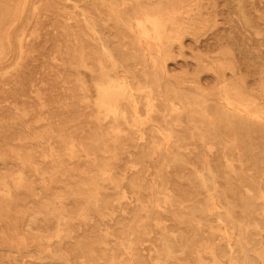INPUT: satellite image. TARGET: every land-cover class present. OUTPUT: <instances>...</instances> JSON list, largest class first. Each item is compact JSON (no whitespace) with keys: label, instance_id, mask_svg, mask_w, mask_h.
<instances>
[{"label":"rangeland","instance_id":"obj_1","mask_svg":"<svg viewBox=\"0 0 264 264\" xmlns=\"http://www.w3.org/2000/svg\"><path fill=\"white\" fill-rule=\"evenodd\" d=\"M119 14L127 15L129 19L122 15L121 18ZM112 47L117 54L109 57L110 50L111 55L115 53ZM127 49H131L130 52ZM102 51L103 54L107 51L104 54L106 60ZM136 51L141 53H137L139 57ZM132 54L133 57L136 55L138 60H133L137 64L133 62ZM118 56L122 61L116 58ZM126 56L127 59L130 56L128 61L124 60ZM108 60L111 65L106 62ZM128 65L134 69H129ZM129 70H134L136 77L132 75L134 71L131 74ZM140 74L144 78H138ZM136 95L138 99L143 96L140 102ZM129 99L133 103H128ZM120 107L123 111L127 108L125 115L120 114L123 112ZM232 116L236 120L240 117L237 122L244 120L243 126L247 130L243 123L236 125ZM224 118L230 122H224ZM110 121L115 126L113 129ZM222 123L226 126L231 123L226 127L228 130ZM246 123L252 124L251 129ZM233 126L241 127L242 131L236 128L235 133ZM99 128L110 137L104 135L100 139L104 133L100 134ZM128 132L134 133L133 136L127 135ZM97 134L99 138L95 139ZM78 137L85 140L89 137L92 142L81 139L83 147ZM101 140L104 143L100 144ZM105 141L107 146L108 143L114 146L105 145L107 148L104 149ZM98 142L101 148L97 147ZM234 144L237 145L233 147ZM85 146L97 147V151L95 148L89 150V156ZM143 146L147 150L143 151ZM169 147L175 152L168 150ZM97 152L103 153L104 157ZM141 155L144 159L142 167L138 160ZM250 159L254 161V167ZM255 159L257 163L264 161V0H0V264H264V162L257 172L259 164ZM87 163L89 167H86ZM146 163L149 165L143 166ZM165 164L166 173H163ZM79 166L87 178L80 171L74 173ZM138 169L144 172L143 175ZM212 170L215 173L209 174ZM240 170L244 171L241 172L244 178L239 176ZM81 174L82 179L78 176ZM120 174L125 176L124 179ZM208 174L213 175V178L209 176L213 182L205 181V177L211 180ZM93 175L101 177L94 181ZM131 176L133 179L130 180ZM88 179L91 184L96 183V190ZM167 179L169 182L165 183ZM229 181L234 185L230 186ZM126 182L133 185L128 188ZM206 182L210 184L209 189ZM173 183L176 185H171ZM74 184L77 188H80L79 184L81 188L85 187L84 193H91L89 196L85 193L88 198ZM101 185H106L105 193ZM146 185L150 186L149 190ZM70 187H74V191ZM133 187L139 188L134 191ZM193 187L199 188L200 193ZM88 188L94 192L85 190ZM107 190L113 194L109 193L111 197ZM158 190L163 192L159 194ZM79 191L84 195L81 203ZM62 193H67V198H61ZM134 194L139 197L136 201ZM140 194H146L143 197L153 205H148ZM99 197L103 198H100L102 202ZM104 198L110 201L109 205L106 202L104 206L107 201ZM169 198L171 203L180 199L177 204L173 203L176 207L169 203ZM247 200L250 203L244 204L249 202ZM121 201L126 203L125 206ZM86 202H92L88 204L89 211ZM110 203H114L117 210ZM193 204H197L196 210ZM135 205L139 206L142 215L135 210ZM103 209L107 213L104 214ZM128 210L136 212L131 216ZM124 213L125 222L122 219ZM137 214L139 218L134 216ZM118 215L123 221L115 217ZM192 216L191 220L189 217ZM123 224L127 226L124 228ZM133 224L140 225L141 229L145 227L147 231H140V227ZM129 231L133 234L128 235ZM181 234L187 237H184L186 248ZM131 236L136 237L130 240ZM167 238H172L173 243ZM179 239L183 242L178 243ZM160 241L164 245H159ZM170 244L175 245H172L175 249ZM180 244H184V249ZM178 245L181 250H177ZM160 246L167 249L162 247L163 251H158ZM165 251L171 256L165 257Z\"/></svg>","mask_w":264,"mask_h":264},{"label":"bare ground","instance_id":"obj_2","mask_svg":"<svg viewBox=\"0 0 264 264\" xmlns=\"http://www.w3.org/2000/svg\"><path fill=\"white\" fill-rule=\"evenodd\" d=\"M147 10H148V9H147ZM148 11H149V10H148ZM150 11H152V10H150ZM155 11H157V10H155ZM158 11L160 12V10H158ZM146 12H147V11H146ZM149 13H151V12H149ZM153 13H154V11H153ZM153 13H151V14H153ZM119 15H120V17H121L122 14H119ZM122 16H123V15H122ZM142 16H143V15H142ZM120 17H119V18H120ZM123 17H124V18H128L127 15H125V16H123ZM123 17H121V18H123ZM138 18H139V17H138ZM142 18H143V17H142ZM128 19H129V18H128ZM122 20H123V19H122ZM122 20H121V21H122ZM127 21H128V20H127ZM129 21H130V20H129ZM139 21H140V20H139ZM125 22H126V21H125ZM142 22H144V19H143ZM142 22H141V23H142ZM145 23H146V21H145ZM147 23H148V22H147ZM147 25H148V24H147ZM147 25H146V26H147ZM149 25H150V24H149ZM149 25H148V27H149ZM128 26H129V23H128ZM128 26H127V27H128ZM142 27H143V24H142ZM130 28H131V27H130ZM151 28H153V27H151ZM129 31H130V29H129ZM133 32H134V31H133ZM147 34H148V33H147ZM147 34H146V36H147ZM152 35H153V34H152ZM134 37H135V36H134ZM100 38H101V37H100ZM165 38H166V37H165ZM169 38H171V37H169ZM133 39H134V38H133ZM136 39H137V38H136ZM167 39H168V38H167ZM138 40H139V39H138ZM133 41H135V40H133ZM133 43H134V42H133ZM135 43H137V41H135ZM139 43H140V42H139ZM101 44H102V43H101ZM152 44H153V43H152ZM104 45H105V46H108V45H106V44H104ZM102 46H103V44H102ZM114 47H115V46H114ZM114 47H112V49H114ZM116 47H117V46H116ZM105 48H106V47H105ZM105 48L103 47L104 50H105ZM117 48H119V49H121V50H122V49L124 50V48H120V47H117ZM103 49H102V50H103ZM108 49H109V48H108ZM110 49H111V48H110ZM110 49H109V50H110ZM119 49H118V50L116 49V50L119 51ZM166 49H167V48H166ZM123 50H122V51H123ZM127 50L129 51V50H131V49H127ZM114 51H115V49H114ZM114 51H113V52H114ZM122 51H121V52H122ZM124 51H126V49H125ZM164 51H165V50H164ZM167 51H168V50H167ZM119 52H120V51H119ZM129 52H130V51H129ZM129 52H127V54H126L127 56H128V53H129ZM139 52H140V50H139ZM165 52H166V51H165ZM106 53H107V51H106L104 54H106ZM109 53H110V55L108 54L109 57H110V56L113 57L115 54H117L116 51H115V53H114L113 55H111V50H110ZM122 53H125V52H122ZM137 53H138V51H136V54H137ZM167 53H168V52H167ZM167 53H166V55H167ZM102 54H103V51H102ZM104 54H103V55H104ZM119 54H120V53H119ZM130 54H131V53H130ZM130 54H129V55H130ZM134 54H135V53H134ZM134 54H132L131 58L134 56ZM138 54L141 55V53H138ZM138 54H137V57H139ZM144 54H145V53H144ZM116 56H117V55H116ZM120 56L125 57V55H122V54H121ZM127 56H126V58H125L124 60L127 59ZM106 57H107V56L104 55L105 60H106ZM129 57H130V56H129ZM129 57H128V59H127L126 61H128V60L130 59ZM135 57H136V55H135ZM135 57H133L132 60H133ZM116 58L119 60V56L116 57ZM140 58H141V57H140ZM107 59H110V58H107ZM114 59H115V57H114ZM135 59H136V58H135ZM120 60H121V59H120ZM120 60H119V61H120ZM124 60H123V62H124ZM136 60H138V59H136ZM121 61H122V60H121ZM134 61H135V60H133V62H134ZM106 62H109V65H111V64H110L111 62H110L109 60L106 61ZM123 62H122V64H126V63H123ZM135 62H136L135 64L138 63L137 61H135ZM140 62H142V61L140 60ZM143 62H144V61H143ZM83 63H84V62H83ZM97 63H99V62H97ZM128 63H130V62H128ZM107 64H108V63H107ZM130 64H132V63H130ZM84 65H85V64H84ZM86 65H87V64H86ZM98 65H99V64H98ZM98 65H96V66L98 67ZM100 65H101V64H100ZM100 65H99V66H100ZM109 65H108V66H109ZM124 66H125V65H124ZM126 66H127V65H126ZM131 66H132V65H131ZM131 66L128 65L129 69H130ZM133 66H135V65H133ZM97 67H95V69H97ZM98 68H99V67H98ZM126 68H127V67H126ZM131 68H132V67H131ZM132 69H134V67H133ZM144 69H145V68H144ZM97 70H98V69H97ZM133 71H134V70H132V72H133ZM142 71L145 73L144 70H142ZM129 72H131V71L129 70ZM132 72H131V74H132ZM148 72L150 73V71H148ZM112 73H113V72H112ZM134 73H135V71H134ZM141 73H142V72H141ZM146 73H147V72H146ZM138 74H139V73H138ZM138 74H137V75H138ZM142 74H143V73H142ZM151 74H152V71H151ZM111 75H112V74H111ZM113 75H114V74H113ZM125 75H126V74H125ZM132 75L135 76L136 73H135V74H132ZM143 75H144V74H143ZM143 75L141 76V74H140L139 77H138V76H137V77L140 78V76L143 77ZM149 75H150V74H149ZM153 75H154V74H152V76H153ZM114 76H115V75H114ZM126 77H127V76H126ZM135 77H136V76H135ZM145 77H146V76H145ZM143 78H144V77H143ZM126 79H127V78H126ZM146 79H147V78H146ZM152 79H154V78H152ZM128 81H129V80H127V82H128ZM153 81H154V80H153ZM157 81H158V79H157ZM121 82H122V81H121ZM124 82H125V81H124ZM124 82H123V84H124V86H126V84H125ZM155 82H156V80H155ZM132 87H133V86H132ZM125 88H126V87H125ZM130 88H131V86H130ZM127 89H128V87H127ZM127 89H126V90H127ZM132 89H133V88H132ZM143 89H144V87H143ZM128 90H130V89H128ZM138 90H139V89H138ZM141 91H143V90L141 89ZM128 92H129V91H128ZM135 92H136V91H135ZM137 92H138V91H137ZM143 92H144V91H143ZM143 92H142V93H143ZM125 93H126V92H125ZM138 93H139V92H138ZM138 93H134V94H138ZM127 94H128V93H127ZM146 94H148V93H146ZM129 95H130V94H129ZM140 95H141V94H140ZM144 95H145V94H144ZM151 95H152V94H151ZM127 96H128V95H127ZM134 96H135V95H134ZM148 96H149V95H148ZM142 97H143V96H142ZM142 97H140V98H142ZM152 97H153V95H152ZM127 98H128V97H127ZM135 98H137V95H136ZM140 98H139V99H140ZM149 98H150V97H149ZM137 99H138V98H137ZM139 99H138V100H139ZM129 100H130V99H129ZM138 100H137V101H138ZM146 100H147V98H146ZM148 101H149V100H148ZM138 102H140V100H139ZM138 102H137V104H138ZM128 103H133V102L130 100V102H128ZM146 103H147V101H146L144 104L146 105ZM148 103H149V102H148ZM124 104H125V103H124ZM122 105H123V104H122ZM122 105H121V106H122ZM127 105H128V104H125L126 107H127ZM132 106L134 107V104H133ZM139 107H140V106L138 105V109H139ZM145 107H146V106H145ZM148 107H150V106H148ZM215 107H216V106H215ZM122 108H123V107H122ZM122 108H121V107L119 108V109H120V112L123 111ZM220 108L223 109V107H220ZM123 109H124V108H123ZM126 109H127V108H126ZM126 109H125L122 113H120V114L125 115V114H123V113H125ZM131 109H132V108H131ZM215 110H217V108H216ZM220 110H221V109H220ZM220 110L218 109V111H220ZM223 110H224V109H223ZM114 111H115V110H114ZM132 111H133V110H132ZM138 111H139V110H138ZM218 111H217V112H218ZM139 112H140V111H139ZM154 112H155V111H154ZM215 112H216V111H215ZM225 112H226V109H225ZM126 113H127V111H126ZM136 113H138V112H136ZM218 113H221V112H218ZM110 114H111V113H110ZM228 114H229V113H228ZM231 114H232V113H231ZM234 114H235V113H234ZM112 115H114V114H112ZM116 115L121 117V115H118V114H116ZM130 115H131V113H130ZM222 115H223V114H222ZM109 116H110V118H111V115H109ZM126 116H127V115H126ZM223 116H224V115H223ZM225 116H226V115H225ZM218 117H220V116H218ZM226 117H228V115H227ZM229 117H230V116H229ZM232 117H234V116H232ZM115 118H116V116L114 117V119H115ZM124 118H125V117H123V119H124ZM127 118H128V116L126 117V119H127ZM221 118H222V116H221ZM221 118H220V119H221ZM236 118H237V116H236ZM112 119H113V118H112ZM118 119H119V117H118ZM120 119H121V118H120ZM224 119H225L224 122L230 120V119H227V118H224ZM226 119H227V120H226ZM237 119H238V120H236L235 117L233 118V120H236V121H235L236 125H237V123H243V122H244V120H243L242 122H237V121H240V120H239L240 117H238ZM100 120H101V117H100ZM100 120H99V122H100ZM221 120H222V119H221ZM233 120H232L231 122H233ZM246 120H247V119H246ZM116 121H118V120H116ZM126 121H127V120H126ZM127 122H128V121H127ZM222 122H223V121H222ZM224 122H223V123H224ZM229 122H230V121H229ZM245 122H246V121H245ZM101 123H102V122H101ZM108 123H109V122H108ZM110 123H111V121H110ZM113 123H114V122H113ZM223 123H222V124H223ZM226 123H228V122H226ZM96 124L99 125V123H95V125H96ZM230 124H231V123H230ZM230 124H229V125H230ZM246 124H248V123H246ZM98 125H97V128H98ZM110 125H112V129H113V127H115V126H113L114 124H112V123H111ZM118 125H119V124H118ZM125 125H126V124H125ZM125 125H124V126H125ZM127 125H128V123H127ZM229 125H228V126H229ZM232 125H233V124H232ZM238 125L241 126L240 124H238ZM243 125H244V123L242 124V126H243ZM248 125H249V124H248ZM248 125H247V126H248ZM251 125H252V124H251ZM251 125H249V128H250V129H251V127H250ZM100 126H101V124H100ZM223 126H225V129H227L226 127H228V126H226V124H225V125L223 124ZM242 126H241V127H242ZM101 127H102V126H101ZM101 127H100V128H101ZM121 127H122V126H121ZM131 127H132V126H131ZM234 127H235V133L237 132V131H236V128H237V129L240 128V130H241V127L233 126V128H234ZM243 127H244V126H243ZM91 128H92V127H91ZM91 128H90V129H91ZM93 128H94V126H93ZM100 128H99V130H100ZM116 128L118 129V127H116ZM233 128H232V129H233ZM244 128H245V127H244ZM102 129H103V127H102ZM110 129H111V128H110ZM127 129H128V128H127ZM127 129L125 128V130H127ZM242 129H243V128H242ZM252 129H253V127H252ZM88 130H89V129H88ZM92 130H93V129H92ZM94 130H95V129H94ZM118 130H119V129H118ZM120 130H121V128H120ZM227 130H228V129H227ZM229 130H231V129L229 128ZM233 130H234V129H233ZM238 130H239V129H238ZM240 130H239V131H240ZM246 130H247V127L245 128V131H246ZM248 130H249V129H248ZM95 131H96V130H95ZM95 131H94V133H95ZM109 131H110V130H109ZM109 131H108V132H109ZM127 131H129V130H127ZM131 131H132V128H131ZM131 131H130V132H131ZM241 131H242V130H241ZM90 132H91V131H90ZM100 132H101V130H100ZM102 132L104 133V131H102ZM102 132H101L100 134H103ZM111 132H112V131H111ZM111 132H110V133H111ZM118 132H119V131H118ZM118 132H116V133L118 134ZM133 132H134V131H133ZM229 132H230V131H229ZM85 133H86V132H85ZM87 133L89 134V131H87ZM94 133H92V134L94 135ZM96 133L99 134V132H97V131H96ZM96 133H95V135H96ZM114 133H115V132H114ZM134 133H135V132H134ZM134 133H133V134H134ZM232 133H233V132H232ZM235 133H234V134H235ZM80 134H81V133H80ZM98 134H97V136H94L95 139H96V137L99 138ZM100 134H99V135H100ZM106 134H107V133H106ZM129 134H131V135L133 136L132 133H129V132H128L127 135H129ZM90 135H91V134H90ZM90 135H89V136H90ZM93 135H91V136H93ZM104 135H105V133H104L103 135H100V139H101V136H104ZM110 135H111V134H110ZM115 135H116V134H115ZM115 135H112V137H114ZM121 135H122V134H120V137H121ZM78 136H79V135H78ZM91 136H90V137H91ZM118 136H119V135H118ZM118 136H117V137H118ZM124 136H125V135H124ZM202 136H203V135H202ZM81 137H83V136L81 135ZM106 137H107V135H105V138H106ZM109 137H110V136H109ZM109 137H107V138H109ZM127 137H129V136H127ZM78 138H80V137H78ZM83 138H84V137H83ZM83 138H80V140L83 139ZM91 138H92V137H91ZM91 138H90V139H91ZM98 138H97V140H98ZM114 138H116V136H115ZM118 138H119V137H118ZM90 139H89V137H88V139L86 138V140H88L89 142H90ZM95 139L93 138V141H94ZM120 139H121V138H119L118 140H120ZM83 140H85V139H83ZM86 140H85V141H86ZM97 140H96V141H97ZM104 140H105V139H104ZM109 140H110V139H109ZM114 140H115V139H114ZM102 141H103V140H101V143H100V142L97 143V147H98V148H101V147H102V146H98L99 143H100V144L104 143V141H103V142H102ZM115 141H117V140H115ZM81 142H82V140H81ZM89 142H86V143L89 144ZM91 142H92V139H91ZM109 142H110V141H109ZM117 142H118V141H117ZM82 143H83V147H84V142H82ZM93 143H94V142H93ZM105 143H106V141H105ZM243 143H244V142H243ZM90 144H91V143H90ZM108 144H109V145L111 144L110 146H112V145L114 146V144H112V143H108ZM116 144H117V143H116ZM116 144H115V145H116ZM245 144H246V143H245ZM91 145H92V144H91ZM91 145H89L90 148H91ZM105 145L107 146V143L104 144V146H103L104 149H105V147H106ZM109 145H108V146H109ZM123 145H124V144H123ZM236 145H237V144H234V145H232V146L234 147V146H236ZM240 145H241V144H240ZM251 145H252V144H251ZM108 146H107V147H108ZM116 146H118V144H117ZM116 146H115V147H116ZM232 146H231V147H232ZM241 146L245 147L244 144L241 145ZM254 146H255V145H254ZM254 146H253V147H254ZM87 147H88V145H87ZM87 147L85 146V148H87ZM92 147H94V146H92ZM97 147H94L96 151H97V149H96ZM107 147H106V148H107ZM115 147H114V148H115ZM143 147H144V146H143ZM143 147H142V149H143ZM239 147H240V146H239ZM248 147H249V146H248ZM90 148H87V150L89 151V150L94 149V148H92V149H90ZM110 148L113 149V147H110ZM116 148H117V147H116ZM121 148L123 149L124 146L122 147V145H121ZM240 148H241V147H240ZM60 149H61V148H60ZM62 149H63V147H62ZM66 149H67V148H66ZM140 149H141V148H140ZM140 149H138V155L140 154V153H139V150H140ZM142 149H141V151H142ZM243 149H244V148H243ZM248 149H249V148H248ZM248 149H247V150H248ZM67 150H68V149H67ZM85 150H86V149H85ZM100 150H101V149H100ZM113 150H114V149H113ZM113 150H111V153L114 152ZM115 150H117V149H115ZM118 150H119V149H118ZM120 150H121V149H120ZM120 150H119V152H120ZM145 150H147V148L144 147V150H143V151H145ZM168 150H172V151H174V149H170V147L168 148ZM247 150H246V152H247ZM70 151H71V149H70ZM96 151H94V152L91 151V152L95 153ZM106 151L108 152L109 150L107 149ZM112 151H113V152H112ZM143 151H142V153H143ZM250 151H251V150H250ZM250 151H249V152H250ZM63 152H65V150H64ZM102 152H103V150H102ZM122 152H123V151H122ZM148 152H149V151H148ZM170 152H171V151H170ZM174 152H175V151H174ZM72 153H73V152H72ZM89 153H90V151L88 152V154H89ZM93 153H92V154H93ZM142 153H141V154H142ZM144 153H145V152H144ZM144 153H143V154H144ZM63 154H64V153H63ZM63 154H62V155H63ZM97 154L99 155L100 152H97ZM120 154H121V153H120ZM146 154H147V153H146ZM146 154H145V155H146ZM57 155H59V154L57 153ZM62 155H61V158H62ZM72 155H73V154H72ZM72 155H71V156H72ZM94 155H95V154H94ZM98 155H97V156H98ZM100 155H103V153H101ZM112 155L114 156V154H112ZM112 155H111V156H112ZM59 156H60V155H59ZM89 156H91V155L89 154ZM108 156H110V154H109ZM111 156H110V157H111ZM118 156H119V154H118ZM118 156H117V157H118ZM136 156H137V155H136ZM146 156H148V154H147ZM24 157H27V155H25ZM28 157H29V156H28ZM31 157H32V156H31ZM31 157H30V158H31ZM69 157H70V156H69ZM103 157H104V155H103ZM110 157H109V159H113V158H110ZM139 157H142V155L139 156ZM21 158H22V157H21ZM52 158H53V157H52ZM56 158H57V157H56ZM56 158H55V161H56ZM58 158H59V157H58ZM88 158H89V157H88ZM88 158H87V159H88ZM98 158H99V156H98ZM100 158H101V156H100ZM100 158H99V159H100ZM144 158H145V162H148V161H146V159H148V158H146L145 156H144ZM171 158H172V157H171ZM171 158H168V159H171ZM87 159H86V160H87ZM91 159H93V157H92ZM91 159H89V160H91ZM99 159H98V160H99ZM102 159H103V158H102ZM105 159H106V158H105ZM109 159H108V160H109ZM116 159H117V158H116ZM116 159L114 158V160H116ZM173 159H174V158H173ZM176 159H177V158H176ZM178 159H179V158H178ZM181 159H183V158H181ZM181 159H180V160H181ZM184 159H185V158H184ZM246 159H247V158H246ZM248 159H249V158H248ZM22 160H23V159H22ZM52 160H53V159H52ZM58 160H59V159H58ZM60 160H61V159H60ZM89 160H87V161H89ZM103 160H104V159H103ZM103 160H102V161H103ZM106 160H107V159H106ZM138 160H140L139 163H140V165H141V162L143 163L142 160H144V159H143V157H142L141 159H138ZM174 160H175V159H174ZM187 160H188V159H187ZM204 160H205V159H204ZM250 160H251V161H250V164H251L252 159H250ZM29 161H30V160H29ZM55 161L53 160L52 162L55 163ZM93 161H94V160H93ZM110 161H111V160H110ZM168 161H169V160H168ZM168 161H167V162H168ZM177 161H179V160H177ZM182 161H183V160H182ZM185 161H186V160H185ZM185 161H184V162H185ZM206 161H207V160H206ZM244 161H245V160H244ZM246 161H247V160H246ZM257 161H258V160H257ZM261 161H262V159H261ZM96 162H97V161H96ZM98 162H101V160H99ZM137 162H138V161H137ZM165 162H166V161H164V163H165ZM170 162H171V161H170ZM172 162H173V161H172ZM179 162H180V161H179ZM253 162H254V161H253ZM253 162H252L251 166L253 165V167H254V163H253ZM255 162H256V159H255ZM263 162H264V161H263ZM263 162H262V163H263ZM56 163H58V162H56ZM91 163H92V162H91ZM91 163H90V165H91ZM109 163H110V162H109ZM111 163H112V162H111ZM181 163H182V162H181ZM181 163H180V164H181ZM186 163H188V162L186 161ZM262 163H261V162H260V163H257V162H256V164H259V166H258L259 169H258V167H257L256 169H258V171H257V170H255V171L259 172V170L262 169V165H261ZM24 164H25V163H24ZM27 164H28V163H27ZM87 164H88V163H87ZM104 164H106V163H104ZM143 164H144V163H143ZM146 164H147V163H146ZM162 164H163V163H162ZM162 164H161V166H162ZM174 164H175V163H174ZM59 165H60V164H59ZM148 165H149V164H147V165H143V166L146 167V166H148ZM182 165H183V164H182ZM185 165H186V164H185ZM204 165H205V163H204ZM260 165H261V169H260ZM84 166H85V165H84ZM91 166H92V165H91ZM95 166H96V165H93V167H95ZM102 166H103V165H102ZM102 166H100V167H102ZM106 166H107V164H106ZM165 166H166V164L163 166V167H164V168H163V173L165 172L164 169L167 168V167H165ZM205 166L208 167L209 165H205ZM251 166H250V167H251ZM81 167H82V166H81ZM86 167H89V164H88V166H86ZM86 167H84V168H86ZM96 167H97V166H96ZM141 167H142V165H141ZM206 167H205V168H206ZM250 167H249V168H250ZM79 168H80V166L77 167V170H78ZM82 168H83V167H82ZM84 168H83V169H84ZM91 168H92V167H91ZM103 168H104V167H103ZM105 168H106V167H105ZM107 168H108V167H107ZM107 168H106V169H107ZM109 168H110V165H109ZM147 168H148V167H147ZM147 168H146V170H147ZM160 168H162V167H160ZM208 168H209V169H212V167H210V166H209ZM208 168H207V170H208ZM263 168H264V165H263ZM36 169L38 170L39 168H36ZM94 169H96V168H94ZM94 169H93V170H94ZM99 169H100V168H99ZM101 169H102V168H101ZM101 169H100V171H102ZM251 169H252V168H251ZM254 169H255V168H254ZM74 170H75V169H74ZM77 170H76L74 173H77V174H78L79 171H80V169L78 170V172H77ZM109 170H110V169H109ZM113 170H114V169H113ZM136 170H137V169H136ZM141 170H142V168H141ZM241 170H243V169H241ZM241 170H240V175H239V176L242 177V175H241L242 173H241V172H244V171H241ZM89 171H91V172L89 173V174H91V173H92V169H90ZM89 171H88V172H89ZM107 171H108V170H107ZM111 171H112V169H111ZM138 171H140V170L138 169ZM143 171H144V170H143ZM159 171H160V170H159ZM194 171H195V170H194ZM196 171H197V170H196ZM210 171H211V170H210ZM80 172L83 173V172H85V171H82V169H81ZM93 172H95V171H93ZM112 172H113V171H112ZM135 172H136V171H135ZM135 172L133 173L134 175L136 174ZM198 172H199V171H198ZM203 172H204V171H203ZM203 172H202V173H203ZM225 172H226V171H225ZM257 172H255V173H257ZM85 173H86V172H85ZM97 173L100 174V172H99L98 170H97ZM110 173H111V172H110ZM114 173L117 174L116 171H115ZM138 173H139V172H138ZM143 173H144V172H143ZM143 173H141V171H140V174L143 175ZM159 173H160V172H159ZM161 173H162V172H161ZM161 173H160V175H161V177L163 178L164 175L162 176ZM165 173H166V172H165ZM194 173H195V172H194ZM214 173H215V170H214ZM214 173H213V170H212V172H210L209 174H214ZM227 173H228V171H227ZM245 173H246V172H245ZM245 173H243V174H245ZM89 174H88V175H89ZM108 174H109V172H108ZM116 174H114V176H115ZM205 174H206V173H205ZM205 174H204V175H205ZM209 174H208V177L211 176V175H209ZM228 174H229V173H228ZM95 175H96V174H95ZM97 175H98V174H97ZM120 175H121V174H120ZM120 175H119V176H120ZM124 175H125V174H124ZM134 175H133V176H134ZM136 175H137V174H136ZM136 175H135V176H136ZM158 175H159V174H158ZM166 175L168 176V174H166ZM226 175H227V174H226ZM78 176H79V178H80V176L82 177V174H81V175H78ZM93 176H94V175H93ZM102 176L104 177L105 175H103V173H102ZM109 176L112 177L111 174H110ZM117 176H118V175H116L115 177H117ZM121 176L123 177V175H121ZM135 176H134V177H135ZM138 176H139V175H138ZM138 176H137V178H138ZM145 176H146V175H145ZM192 176H194V174H193ZM195 176L197 177L198 174L196 173ZM201 176H202V175H201ZM201 176H199V177H201ZM205 176H206V175H205ZM205 176H204V177H205ZM227 176H228V175H227ZM239 176H238V177H239ZM244 176H246V175H244ZM247 176H248V173H247ZM83 177H86V176H84V173H83ZM99 177H101V175L97 176V178L94 176V181H95V178L98 179ZM110 177H109V178H110ZM122 177H120V178H122ZM124 177H125V176H124ZM124 177H123V179H124ZM131 177H132V176H131ZM158 177H159V176H158ZM165 177H166V176H165ZM204 177H203V179H204ZM208 177H207V178H208ZM211 177L213 178V175H212ZM79 178H77V179L79 180ZM86 178H87V177H86ZM88 178H90V177H88ZM91 178H93V177H91ZM109 178H108V179H109ZM112 178H113V177H112ZM120 178H119V179H120ZM140 178H142V177H140ZM168 178H169V177H168ZM194 178H195V177H194ZM201 178H202V177H201ZM201 178H200V179H201ZM209 178H210V177H209ZM242 178H244V177H242ZM80 179H82V178H80ZM83 179H84V178H83ZM131 179H133V177L130 178V180H131ZM144 179H145V177H144ZM200 179H199V180H200ZM203 179H202V180H203ZM210 179H211V178H210ZM85 180H86V179H85ZM88 180H89V179H88ZM92 180H93V179H92ZM101 180H102V179H101ZM104 180H105V177H104ZM104 180H103V181H104ZM111 180H112V179H111ZM121 180H122V179H121ZM130 180H129V181H130ZM136 180H137V179H136ZM140 180H142V179H140ZM160 180H161V183H162V181L164 182V180H162V179H160ZM197 180H198V177H197ZM206 180H208V181H212L213 179L209 180V179H206V177H205V181H206ZM79 181H81V180H79ZM82 181L84 182V180H82ZM82 181H81V182H82ZM89 181H90V180H89ZM115 181H117V180H115ZM127 181H128V180H127ZM166 181L169 182L168 179L165 180V183H166ZM255 181H256V180H255ZM75 182H76V181H75ZM75 182H74V183H75ZM101 182H102V181H101ZM110 182H112V181H110ZM121 182H122V181H120V184H121ZM138 182H140V181H138ZM158 182H159V181H158ZM199 182H200V181H199ZM201 182H202V181H201ZM201 182H200L199 184H201ZM212 182H213V181H212ZM229 182H230V181H229ZM248 182H250V181L247 180V183H248ZM252 182L254 183V180H253ZM258 182H259V181H258ZM86 183H88V182L86 181ZM128 183H129V182H126V184H128ZM134 183H135V182H134ZM136 183H137V182H136ZM141 183H143V184L145 185L144 182H141ZM146 183H147V182H146ZM156 183H157V181H156ZM161 183H160V185H161ZM209 183H210V182H209ZM230 183H231V182H230ZM230 183H229V184H230ZM240 183H241V182H240ZM240 183H238V184H240ZM70 184H73V182L70 183ZM75 184H77V182H76ZM75 184H74L73 186H75ZM90 184H91V181H90ZM90 184H88V185H90ZM95 184H96V183H95ZM95 184H94V183L91 184L92 186H93V185L95 186V187L93 186V188H95L94 190H96V188H98V187H96ZM97 184H100V183L97 182ZM102 184H104V183L102 182ZM120 184H119V186H120ZM148 184H149V183H148ZM199 184H198V185H199ZM206 184H207V189H209L208 187H209L210 184H208L207 182H206ZM211 184H212V183H211ZM232 184L234 185V182H232V183L230 184V186H233ZM235 184H236V183H235ZM238 184H237V185H238ZM242 184H243V183H241V185H242ZM245 184H246V182H245ZM255 184H257V181H256ZM255 184H254V185H255ZM259 184H260V183H259ZM79 185H80V188H79V187L77 188V185L75 186V188H77V189H79V190L82 189V191H83L85 187L81 188V184H79ZM91 185H90V188H91ZM116 185H117V184H116ZM128 185H129V184H128ZM128 185H125V186H128ZM132 185H133V184H132ZM132 185L130 184V185L128 186V188H129L130 186H132ZM140 185L142 186V184H140ZM144 185H143V186H144ZM160 185H159V187H160ZM169 185H170V184H169ZM171 185H174V183L171 184ZM175 185H176V184H175ZM175 185H174V186H175ZM227 185H228V184H227ZM247 185H248V184H247ZM260 185H261V184H260ZM260 185H259V186H260ZM97 186H99V185H97ZM102 186L104 187V185H101L100 187H102ZM113 186H114V185H113ZM121 186H123V185L121 184ZM135 186H138V185H135ZM135 186H134V187H135ZM143 186H142V187H143ZM151 186H152V185H151ZM161 186H165V184L163 183V185H161ZM167 186H168V185H167ZM196 186H197V185H196ZM250 186H251V188L253 187V185H250ZM250 186H249V188H250ZM105 187H106V185H105ZM105 187H104V189H103L104 193L106 192V191H105ZM134 187H133V188H134ZM149 187H150V186H149ZM149 187H147V185H146V188H148V190H149ZM172 187H173V186H172ZM178 187H179V185H178ZM199 187H200V186H199ZM201 187H202V186H201ZM204 187H205V186L203 185V188H204ZM240 187H241V186H239V188H240ZM246 187H247V186H246ZM254 187H255V186H254ZM72 188H73V191H74V187H72ZM72 188L70 187L69 189H71V191H72ZM113 188H115V187H113ZM117 188H119V187L117 186L116 189H117ZM120 188H121V187H120ZM123 188H124V187H123ZM123 188H121V189L124 190ZM128 188L125 187L126 190H127ZM133 188H132V189H133ZM137 188H139V187H137ZM137 188H134V191H135V189L137 190ZM144 188H145V187H144ZM144 188H143V190H144ZM152 188H153V187H152ZM152 188H151V189H152ZM193 188L195 189L194 191L197 190V192H199V190H200L199 188L196 189L197 187H196V188L193 187ZM193 188H192V189H193ZM231 188H232V187H231ZM235 188H236V187H235ZM237 188H238V186H237ZM237 188H236V189H237ZM243 188L245 189L244 186H243ZM243 188H242V189H243ZM259 188H260V187H259ZM151 189H150V191H152ZM160 189H161V187H160ZM160 189H159V190H160ZM163 189H165V188H163ZM170 189H171V188H170ZM176 189H177V188H176ZM192 189H191V191H192ZM205 189H206V187H205ZM224 189H225V187H224ZM229 189H230V188H229ZM236 189H235L234 191H236ZM255 189H256V188H255ZM255 189H254V190H255ZM262 189H263V188H262ZM65 190H66V188H65ZM75 190H76V189H75ZM85 190H90V189L88 188V189H85ZM94 190H90V191H91V192H92V191L94 192ZM119 190H120V189H119ZM130 190H131V189H130ZM130 190H128V191H129V192H132V191H130ZM139 190H140V189H139ZM141 190H142V188H141ZM143 190H142V191H143ZM159 190H158V193H159ZM183 190H185V188H184ZM222 190H223V189H222ZM227 190H228V188H227ZM232 190H233V189H232ZM238 190H239V189H238ZM238 190H237V191H238ZM247 190H248V189H247ZM250 190H252V189H250ZM71 191H69V192H71ZM168 191H169V189H168ZM174 191H175V188H174ZM174 191L171 192V193H173V195L175 194ZM188 191H190V190H188ZM223 191H224V190H223ZM223 191H222V193H223ZM228 191H231V189L228 190ZM237 191H236V192H237ZM239 191H241V188H240ZM239 191H238V192H239ZM262 191H263V190H262ZM66 192H67V191H66ZM69 192H68V194H67V193H65V194L69 195ZM76 192H77V194H78V191H76ZM79 192H80V191H79ZM87 192H88V191H87ZM98 192H99V191H98ZM107 192H108V190H107ZM114 192H116V190H114ZM117 192H118V191H117ZM137 192H138V191H137ZM143 192H144V191H143ZM162 192H163V191H162ZM162 192H160V193H162ZM176 192H177V190H176ZM180 192H181V191L179 190V193H180ZM197 192H196V193H197ZM225 192H227V191L225 190ZM232 192H233V191H232ZM253 192H254V191H253ZM255 192H256V191H255ZM255 192H254V193H255ZM80 193H81V196H82V192H80ZM85 193H86V192H85ZM85 193H84V191H83V194H84V195H85ZM100 193H101V197H102V195H103V194H102V191H101ZM109 193H110V192H108V194H109ZM124 193H125V192H124ZM135 193H136V192H135ZM138 193H141V192H138ZM160 193H159V194H160ZM171 193H170V194H171ZM186 193H187V192H186ZM199 193H200V192H199ZM199 193H198V194H199ZM254 193H252V195H253ZM60 194H61V193H60ZM62 194H63V195H61V198H63V197L65 196L64 193H62ZM72 194H73V192L70 193V196H71ZM90 194H91V193H90ZM90 194H89V195H90ZM110 194H111V193H110ZM110 194H109V195H110ZM118 194H119V192H118ZM166 194H167V193H166ZM168 194H169V193H168ZM168 194H167V195H168ZM183 194H184V193H183ZM193 194H194V193H193ZM198 194H197V195H198ZM223 194H224V193H223ZM248 194H249V192H248ZM250 194H251V193H250ZM9 195H10V194H9ZM67 195H66V196H67ZM84 195H83V196H84ZM86 195H88V193H86ZM86 195H85V197H86ZM89 195H88V196H89ZM92 195H94V194H92ZM92 195H91V196H92ZM109 195H107V197H105V198H108ZM111 195H113V194H111ZM111 195H110V197H111ZM141 195H142V194H140V196H141ZM143 195H144V194H143ZM143 195H142V197H143ZM145 195H146V194H145ZM145 195H144V196H145ZM164 195H165V194H164ZM175 195H176V194H175ZM175 195H174V196H175ZM178 195H180V194H178ZM187 195H188V193H187ZM256 195H258V194L256 193ZM12 196H13V195H12ZM57 196H58V194H57ZM66 196H65V197H66ZM83 196L81 197V200H79L80 203H81L82 199L84 198ZM97 196H98V195H97ZM99 196H100V195H99ZM105 196H106V195H105ZM116 196H118V195H115V198H117ZM134 196H136V194H134ZM146 196H147V195H146ZM161 196H162V195H161ZM165 196H166V195H165ZM165 196H164V197H165ZM170 196H171V195H170ZM174 196H173V197H174ZM180 196H181V195H180ZM180 196H178V197H180ZM188 196H189V195H188ZM253 196H254V195H253ZM8 197H9V196H8ZM10 197H11V196H10ZM65 197H64V199H65ZM92 197H93V196H92ZM101 197H99L98 199H100ZM103 197H104V196H103ZM113 197H114V196H112V198H113ZM123 197H124V195H123ZM125 197H126V196H125ZM162 197H163V196H162ZM162 197H160V198H162ZM164 197H163V198H164ZM178 197H177V198H178ZM182 197H183V195H182ZM195 197H196V194H195ZM249 197H251V196H249ZM66 198H67V197H66ZM86 198H88V197H86ZM86 198H85V199H86ZM105 198H104V200H107V199H105ZM112 198H111L110 200H112ZM118 198H120V197H118ZM135 198H136L135 201H136L137 199H139V197L137 198V196H136ZM158 198H159V197H158ZM167 198H168V197H167ZM188 198H189V197H188ZM188 198H186V199H188ZM251 198H252V197H251ZM101 199H103V198H101ZM101 199H100V202H102ZM143 199H146V198L143 197ZM143 199H141V200H143ZM174 199H175V198H174ZM180 199H181V197H180ZM180 199H178V201H179ZM244 199H245L244 201H246V198H244ZM248 199H249V198H248ZM255 199H256V197H255ZM11 200H12V199H11ZM91 200H92V198L90 199V201H91ZM113 200H114V199H113ZM117 200H118V199H117ZM161 200H162V201H165L164 199H161ZM161 200L159 201V204H160V205L162 204ZM171 200H173V198H172ZM175 200H176V199H175ZM189 200H191V198H189ZM242 200H243V198H242ZM250 200H251V203H252V199H250ZM250 200H247V201H249V202H244V204H245V203H250ZM14 201H15V200H14ZM86 201H87V200H86ZM93 201H94V200H93ZM95 201H96V203H97V200H95ZM95 201H94V202H95ZM108 201H109V200H107V201L104 202V203H105L104 206L106 205V202H107V204H108ZM143 201H144V200H143ZM146 201H147V199H146ZM168 201H170V198H169ZM168 201H167V202H168ZM178 201H177V202L174 201V202H172V203H171V201H170L169 203H171L172 206H173V205L175 204V202H176V204H177ZM229 201H230V200H229ZM256 201H257V200H254V202H256ZM9 202H10V201H9ZM12 202H13V200H12ZM94 202H93V203H94ZM98 202H99V200H98ZM109 202H110V201H109ZM114 202H115V201H114ZM132 202H133V201H132ZM140 202H141V201H140ZM140 202H139V203H140ZM144 202H145V201H144ZM147 202H148V201H147ZM160 202H161V203H160ZM181 202H182V201H181ZM194 202H195V201H194ZM13 203H14V202H13ZM84 203H85V202H84ZM84 203H82V204L84 205ZM90 203H92V202H89V203L86 202L87 205H85V207L87 206L86 208L88 209V211L90 210V209H89L90 207L88 208V204H90ZM96 203H95L94 205L97 206V204H99V203H97V204H96ZM121 203H122V201H121ZM134 203H135V202H134ZM137 203H138V202H137ZM137 203H135V204H137ZM142 203H143V202H142ZM150 203H152V202H150ZM150 203L148 202L147 204L149 205ZM156 203H157V202H156ZM169 203H168V206L171 205V204H169ZM173 203H174V204H173ZM230 203H231V202H230ZM48 204H51V203H48ZM110 204H112V203H110ZM113 204H114V203H113ZM113 204H112V205H113ZM118 204H119V202L116 203L117 206H118ZM125 204H126V203H125ZM125 204L122 203V206H123V205L125 206ZM127 204H128V202H127ZM129 204H131V203H129ZM90 205H91V204H90ZM90 205H89V206H90ZM99 205L101 206L102 204L100 203ZM108 205H109V204H108ZM112 205H110V206L113 207ZM140 205H141V203H140ZM144 205H145V203H144ZM152 205H153V203H152ZM180 205H181V203H180ZM180 205H179V206H180ZM185 205H186V204H185ZM188 205L190 206V204H188ZM188 205H187V207H188ZM193 205H194V210H196L195 206H196L197 204H196V205L193 204ZM229 205H230V204H229ZM247 205H248V204H246V207H247ZM250 205H252V204H250ZM250 205H249V206H250ZM254 205H257V204L255 203ZM8 206H9V205H8ZM100 206H99V208H100ZM114 206H115V204H114ZM129 206H130V205H129ZM161 206H162V205H161ZM163 206H164V205H163ZM174 206L176 207V205H174ZM179 206H178V207H179ZM183 206H184V203H183ZM191 206H192V204H191ZM243 206H244V205H243ZM252 206H253V205H252ZM93 207H94V206H93ZM97 207H98V206H97ZM97 207H95V208H97ZM101 207H102V206H101ZM107 207H108V206H107ZM119 207H121V206L119 205ZM119 207H118V208H119ZM127 207H128V206H126V208H127ZM130 207H131V206H130ZM140 207H141V206H140ZM142 207H143V206H142ZM142 207H141V209H143ZM169 207H170V206H169ZM184 207L186 208V206H184ZM196 207H198V206H196ZM246 207L244 206V208H246ZM8 208H11V206L8 207ZM103 208H105V207H103ZM115 208H116V206H115ZM115 208H114V209H115ZM124 208H125V207H124ZM126 208H125V209H126ZM132 208H133V206H132ZM134 208H137L136 205L134 206ZM138 208H139V206H138ZM138 208L135 209V210L138 211ZM151 208H152V207H151ZM165 208H166V207H165ZM167 208H168V207H167ZM173 208H174V207H173ZM179 208H180V207H179ZM182 208H183V207H182ZM190 208L193 209V206L190 207ZM228 208H229V207H228ZM247 208H248V207H247ZM249 208H251V207H249ZM249 208H248V209H249ZM254 208H255V207H254ZM91 209H93V208H91ZM108 209H109V208H108ZM114 209H113V210H114ZM120 209H122V208H120ZM120 209H119V210H120ZM129 209H131V208H129ZM139 209H140V208H139ZM183 209H184V208H183ZM197 209H198V208H197ZM248 209H246V210L248 211ZM251 209H252V208H251ZM256 209H257V206H256ZM53 210H54V209H53ZM82 210H83V208H82ZM93 210L96 211L97 209H93ZM100 210H101V209H100ZM100 210H99V211H100ZM115 210H117V208H116ZM131 210H132V209H131ZM147 210H148V209H147ZM153 210H154V209H153ZM157 210L159 211V209H157ZM84 211H86V210L84 209ZM106 211H107V210L105 209V212H106ZM124 211H125V210H124ZM128 211H129V210H128ZM149 211H150V209H149ZM151 211H152V210H151ZM161 211H162V210H161ZM168 211H170V209H169ZM173 211H174V210H173ZM103 212H104V209H103ZM105 212H104V214H105ZM129 212L132 213V212H134V211H132V212L129 211ZM135 212H136V211H135ZM135 212H134V213H135ZM155 212H156V211H155ZM170 212H171V211H170ZM254 212H255V209H254ZM106 213H107V212H106ZM109 213H110V211H109ZM111 213H112V212H111ZM134 213L129 214V215L132 216ZM144 213H145V211H144ZM144 213H143V214H144ZM149 213H151V212H149ZM159 213H161V212L159 211ZM171 213H172V212H171ZM173 213H174V212H173ZM175 213H176V212H175ZM250 213H251V212H250ZM97 214H98V213H97ZM138 214H139V215H142V214L140 213V211H138ZM138 214H137V215H134V216H138ZM154 214H155V213H154ZM177 214H178V213H177ZM192 214H193V216H196V214H195V215H194V213H192ZM101 215H102V214H101ZM124 215H125V213L123 214V216H124ZM228 215H229V214H228ZM104 216H105V215H104ZM127 216H128V215H127ZM134 216H133V217H134ZM145 216H146V213H145ZM151 216H153V215H151ZM151 216H150V217H151ZM154 216H155V215H154ZM171 216H173V215L171 214ZM177 216H178V215H177ZM190 216H191V215H190ZM193 216H192V218H191V217H189V218L192 220V219H193ZM101 217H102V216H101ZM101 217H100V218H101ZM115 217H118V219H120V218H119V215H118V216H115ZM129 217H130V216H129ZM133 217H131V220H132ZM143 217H144V216H143ZM150 217H149V218H150ZM229 217H230V216H228L227 218H229ZM124 218H125V216H124L122 219L124 220ZM126 218H127V217H126ZM126 218H125V220H126ZM135 218H136V217H135ZM137 218H139V216H138ZM149 218H148V219H149ZM153 218H154V217H153ZM153 218H152V219H153ZM173 218H174V216H173ZM189 218H188V219H189ZM195 218H196V217H194V220H196ZM230 218H231V217H230ZM230 218H229V219H230ZM176 219H177V218H175V220H176ZM185 219L187 220V218H185ZM114 220H115V219H114ZM120 220H121V219H120ZM123 220H121V221H123ZM125 220H124V222H125ZM129 220H130V219H129ZM131 220H130V221H131ZM134 220H136V219H134ZM134 220H133L132 222H134ZM138 220H139V219H138ZM142 220H143V218H142ZM142 220H141V221H142ZM153 220H154V219H153ZM177 220H178V219H177ZM183 220H184V219H183ZM191 220H190V221H191ZM231 220H232V219H231ZM116 221H117V218H116ZM126 221H127V220H126ZM146 221H147V218H146ZM148 221H149V220H148ZM190 221H189V223H190ZM67 222H68V220H67ZM114 222H115V221H114ZM152 222H153V221H151V222H149V223H152ZM156 222H157V220H156ZM159 222H161V221H159ZM180 222H183V221H180ZM184 222H185V220H184ZM191 222H192V221H191ZM117 223H118V222H117ZM135 223H136V222H135ZM145 223H146V222H145ZM147 223H148V222H147ZM187 223H188V222H187ZM63 224H67V223H63ZM115 224H116V223H115ZM125 224H127V223H125ZM125 224H123L122 227L125 228V226H127V225L130 224V223L128 222L127 225H125ZM139 224H140V223H139ZM190 224H191V223H190ZM124 225H125V226H124ZM133 225H134V224H133ZM140 225H141V224H140ZM140 225L138 226V225L135 224L134 226H138V227H140ZM148 225H150V224H148ZM148 225H147V226H148ZM156 225H157V224H156ZM188 225H189V224H188ZM192 225H193V226H196V224H194V223H193ZM129 226H130V225H129ZM131 226H132V225H131ZM141 226H142V225H141ZM143 226H144V225H143ZM256 226H257V225H256ZM131 228H133L132 230L134 231V227H131ZM131 228H130V229H131ZM144 228H145V227H144ZM144 228H142V229H144ZM163 228H164V227H163ZM192 228H193V227H192ZM240 228H241V227H240ZM135 229H136V228H135ZM140 229H141V227H140ZM142 229H141L140 231H143ZM194 229H195V228H194ZM127 230H128V227H127ZM148 230H149V228H148ZM166 230H167V229H166ZM166 230H164L165 233H167ZM196 230H197V229H196ZM125 231H126V230H125ZM133 231H132V232H133ZM144 231H147V230L144 229ZM162 231H163V230H162ZM243 231H244V230H243ZM129 232H130V233H129L128 235L131 234V231H129ZM135 232H136V231H134L133 233L135 234ZM195 232H197V231H195ZM195 232H194V233H195ZM247 232H248V231H247ZM133 233H132V234H133ZM142 233H143V232H142ZM142 233H141V234L139 233V234H140V235H143ZM146 233H147V232H146ZM149 233H150V230H149L148 234H149ZM183 233H184V232H183ZM244 233L246 234V231H245ZM132 234H131V235H132ZM144 234H145V233H144ZM148 234H147V235H148ZM167 234H168V233H167ZM177 234H180V233H177ZM192 234H193V233H192ZM196 234H197V233H196ZM117 235L119 236V233H118ZM120 235H121V237H122V233H121ZM181 235H182V234H181ZM183 235H184V234H183ZM183 235H182V237H183V241L185 242V243H184L185 245H184V244H180V245H182V247H183V249H184V246H185V248H186V240H187V239L184 240V237H185V238H187V237H186V236H183ZM241 235H243V234H241ZM247 235H248V234H247ZM167 236H168V235H166V237H167ZM170 236H171V235H170ZM179 236H180V235H179ZM190 236H191V235H190ZM194 236H196V235L194 234ZM197 236H199V235H197ZM248 236H249V235H248ZM116 237H117V236H116ZM132 237H133V236L129 237L130 240H131ZM134 237H136V236H134ZM134 237H133V238H134ZM140 237H142V236H140ZM168 237H169V236H168ZM171 237L173 238L174 236H171ZM246 237H247V236H246ZM133 238H132V239H133ZM172 238H171V239L169 238L170 240H169L168 238H167V239H168V241H171ZM180 238H181V237H180ZM189 238H190V240H191V237H189ZM189 238H188V241H189ZM240 238H241V237H240ZM240 238H239V239H240ZM248 238H250V237H248ZM251 238H252V237H251ZM117 239H118V238H117ZM135 239H136V238H135ZM135 239H134V240H135ZM139 239H140V238H139ZM139 239H138V240H139ZM162 239H163V238H161V240H162ZM174 239H175V238H174ZM174 239H173V240H174ZM181 239H182V238H181ZM194 239H195V237H194ZM194 239H193V240H194ZM197 239H198V238H197ZM244 239H245V237H244ZM252 239H253V238H252ZM100 240H101V239H100ZM100 240H99V242H101ZM175 240H176V239H175ZM175 240H174V241H175ZM245 240H247V239H245ZM253 240H255V238H254ZM97 241H98V240H97ZM102 241H103V240H102ZM177 241H178V243H179L180 239L177 240ZM177 241H176V242H177ZM183 241H182V242H183ZM239 241H240V240H239ZM248 241H249V239H248ZM250 241H251V240H250ZM79 242H81V241H78V243H79ZM84 242H85V241H84ZM132 242H133V241H132ZM132 242H131V244H132ZM160 242H161V241H160ZM171 242H172V241H171ZM180 242H181V241H180ZM182 242H181V243H182ZM189 242H190V241H189ZM189 242H187V244H189ZM172 243H173V242H172ZM178 243H177V244H178ZM191 243H192V242H191ZM82 244H83V242H82ZM128 244H129V243H128ZM128 244H127V245H128ZM131 244H130V245H131ZM161 244H163V242H161L159 245H161ZM165 244H166V242H165ZM174 244H175V242H174ZM192 244H193V243H192ZM79 245H81V244H79ZM84 245H85V244H84ZM90 245H91V244H90ZM137 245H138V244H137ZM163 245H164V244H163ZM170 245H171V244H170ZM170 245H169V247H171L173 244H172L171 246H170ZM183 245H184V246H183ZM173 246H175V245H173ZM173 246H172V248H174ZM127 247H129V246H127ZM131 247H132V245H131ZM137 247H138V246H137ZM137 247H136V248H137ZM139 247H140V245H139ZM157 247H158V246H157ZM162 247H163V248H162ZM166 247H167V245H166ZM169 247H168V248H169ZM180 247H181V246L178 245V246H177L178 249H177V248H176V249L179 250ZM182 247H181V248H182ZM187 247L189 248L190 246H187ZM84 248H85V247H84ZM88 248H89V247H88ZM115 248H116V247H115ZM161 248H162L163 250L165 249L164 246H160V247L158 248V249H159L158 251H161V250H162ZM188 248H187V251H189ZM117 249H118V248H117ZM132 249H133V248H132ZM160 249H161V250H160ZM166 249H167V248H166ZM166 249H165V250H166ZM174 249H175V248H174ZM91 250H92V249H91ZM119 250H120V249H119ZM121 250H124V248L121 249ZM130 250H131V249H130ZM137 250H138V249H137ZM155 250H156V249H155ZM163 250H162V251H163ZM169 250H170V249H169ZM177 250H176V251H177ZM180 250H181V249H180ZM185 250H186V249H185ZM139 251H140V249H139ZM158 251H157V252H158ZM117 252L119 253V251H117ZM117 252H115V253H117ZM125 252H126V251H125ZM127 252H128V251H127ZM131 252H132V251H131ZM131 252H130V253H131ZM167 252H168V251H167ZM170 252H171V251H170ZM173 252H174V251H173ZM173 252H172V253H173ZM184 252H186V251H184ZM189 252H190V251H189ZM88 253H89V252H88ZM91 253L94 254V252H92V251H91ZM137 253H138L139 256H140V253H139L138 251H137ZM160 253H163V252H160ZM165 253H166V251H165ZM245 253H246V252H245ZM89 254H90V253H89ZM120 254H121V251H120ZM120 254H118V255H120ZM131 254H132V253H131ZM133 254H134V253H133ZM163 254H164V253H163ZM167 254H168V253L164 254V256L166 257ZM174 254H175V253H174ZM174 254H172V255L175 256ZM176 254H177V252H176ZM94 255H95V254H94ZM105 255H106V254H105ZM111 255H112V254H111ZM125 255H126V253H125ZM156 255H158V254H156ZM168 255H169V257L171 256L170 254H168ZM168 255H167V256H168ZM92 256H93V255H92ZM109 256H110V255H109ZM127 256H128V254H127ZM159 256H160V254H159ZM187 256H189V254H188ZM90 257H91V256H90ZM96 257H97V256H96ZM111 257H112V256H111ZM92 258H93V257H91L90 259L93 260ZM139 258H140V257H139ZM171 258H173V257H171ZM94 259H95V257H94ZM132 259L135 260V258H132ZM163 259H164V258H163ZM165 259H166V258H165ZM167 259H168V257H167ZM89 261H90V260H89ZM93 261H94V260H93ZM141 261H142V260H140V262H141ZM96 262H97V260H96ZM138 262H139V261H138ZM89 263H90V262H89ZM89 263H88V264H89ZM134 263H135V262H134ZM163 263H164V262H163ZM163 263H162V264H163ZM136 264H137V262H136Z\"/></svg>","mask_w":264,"mask_h":264}]
</instances>
